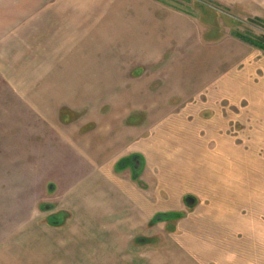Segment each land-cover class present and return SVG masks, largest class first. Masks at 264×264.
<instances>
[{
    "label": "rangeland",
    "instance_id": "rangeland-1",
    "mask_svg": "<svg viewBox=\"0 0 264 264\" xmlns=\"http://www.w3.org/2000/svg\"><path fill=\"white\" fill-rule=\"evenodd\" d=\"M235 32L264 37V18L217 0H0V264H46V253L58 262V230L71 217L58 216V226L48 221L65 201L58 151L74 152L88 133L111 126L146 130L170 107L174 116L163 121L174 127L186 120L185 108L214 106L217 65L236 69L264 57ZM225 79L223 93L248 89L238 74ZM134 159L141 176L144 158ZM64 163L86 172L79 160ZM186 198L180 218L139 229L132 249L164 246L172 231L180 236L178 222L197 203Z\"/></svg>",
    "mask_w": 264,
    "mask_h": 264
},
{
    "label": "crops",
    "instance_id": "crops-1",
    "mask_svg": "<svg viewBox=\"0 0 264 264\" xmlns=\"http://www.w3.org/2000/svg\"><path fill=\"white\" fill-rule=\"evenodd\" d=\"M217 1L264 18V0ZM238 65L216 66L211 93L215 105L185 108L180 126L164 123L174 116L170 107L146 130L131 122L111 126L88 133L75 147L78 151H58V161L66 167L58 183L65 201L53 214L70 212L71 217L68 227L58 230V262L42 244L46 264H264V57ZM229 72L238 74L248 89L223 93ZM238 96L245 100L232 99ZM132 102L137 106L139 100ZM208 111L213 115L201 117ZM100 136L110 141L97 140ZM174 149L182 150L181 160L169 158ZM134 154L144 158L138 179L143 186L136 183L132 166V171L118 167ZM75 159L84 174H75L64 163ZM191 195L197 203L194 212L178 222L180 236L172 231L165 234L164 246L132 249L139 229L158 214L184 211V199ZM158 224L169 226L170 221ZM162 227L148 235L153 237ZM168 237H177L178 245L169 244ZM76 242L85 248L76 249Z\"/></svg>",
    "mask_w": 264,
    "mask_h": 264
},
{
    "label": "trees",
    "instance_id": "trees-1",
    "mask_svg": "<svg viewBox=\"0 0 264 264\" xmlns=\"http://www.w3.org/2000/svg\"><path fill=\"white\" fill-rule=\"evenodd\" d=\"M234 35L238 38H240L241 40L251 44L252 46L260 49V50H263L264 51V37H260V38H256V37H253V36H250L248 34H243V33H240V32H235ZM137 156L139 157L140 159H142L143 157L141 155H132L128 158H124L123 160L120 161L118 167H122V166H125L126 162L129 163V162H133L134 165L136 164V162L134 161V157ZM140 169H135V172H134V178L135 179H138L139 175H140ZM183 214H181L180 212H174V213H169V214H158L157 216H155L151 223L150 224H156L157 222H160V221H165V220H168V219H176V218H180ZM58 216V215H57ZM56 216V217H57ZM55 217V216H54ZM55 217V218H56ZM57 219V218H56ZM53 220V219H52ZM51 220V221H52Z\"/></svg>",
    "mask_w": 264,
    "mask_h": 264
},
{
    "label": "water",
    "instance_id": "water-1",
    "mask_svg": "<svg viewBox=\"0 0 264 264\" xmlns=\"http://www.w3.org/2000/svg\"><path fill=\"white\" fill-rule=\"evenodd\" d=\"M134 161H135V159H134ZM128 165L132 166L134 170L137 169L136 164L134 165L133 162H129V163L126 162L125 166H128ZM139 171H141V169H140ZM186 202H187L188 204H190V205H193V204L196 202V200H195V198L189 196V197L186 198ZM57 215H58V214H53V215H51V216L48 218V221H49L50 224L58 226V216H57ZM54 216H55V217L57 216V217H56L57 219H56ZM52 219H53V220H52ZM51 220H52V221H51ZM56 222H57V223H56Z\"/></svg>",
    "mask_w": 264,
    "mask_h": 264
}]
</instances>
